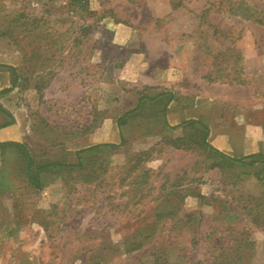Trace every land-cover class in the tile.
I'll use <instances>...</instances> for the list:
<instances>
[{"label":"rangeland","instance_id":"374dc122","mask_svg":"<svg viewBox=\"0 0 264 264\" xmlns=\"http://www.w3.org/2000/svg\"><path fill=\"white\" fill-rule=\"evenodd\" d=\"M0 65L9 141L63 164L36 189L0 150V264H264L230 160L264 155V0H0Z\"/></svg>","mask_w":264,"mask_h":264},{"label":"trees","instance_id":"16d2710c","mask_svg":"<svg viewBox=\"0 0 264 264\" xmlns=\"http://www.w3.org/2000/svg\"><path fill=\"white\" fill-rule=\"evenodd\" d=\"M0 68L2 69H6V70H10L13 73L16 71V68L11 66V65H0ZM17 86V78H14L10 87H8L7 89H3L2 91H0L1 93H6V92H10L12 91L15 87ZM158 98V96L156 97ZM142 100V99H141ZM0 112L4 113L5 115H7L10 118L9 122H6L4 124V126H7L8 124L13 123V118L12 116L5 111L2 107H0ZM122 120V118H120V121ZM190 124H198L199 126H201L204 130H205V135L203 137V144L206 148H211L210 144L207 143L206 139H207V128L202 125V123H200V121H190ZM3 126V127H4ZM100 146H109V145H95L90 147L87 150L84 151H77L75 153L76 156V161L75 163H71L69 165H65V167H70V168H76L82 165L83 162V154H88L89 152L93 151L95 148L100 147ZM10 147V148H15L18 153H21V156L24 158L25 160V166H24V172H25V176L27 178V180L29 181V183L31 184V186H33L36 189H40L43 187V182H42V175L44 173L47 172V170H49L51 167L54 166H63V164L60 163H46V164H38L34 161L33 157L30 155V153L27 151V149L25 148V146L22 143H18V142H14V141H6V142H0V150L2 153V156L5 157L4 155L6 154V149ZM214 152H216L219 155L225 156L224 154L220 153L219 151L212 149ZM262 158L264 157V155L262 154H254V155H250L247 157H243V158H238V159H231L235 162H240V163H245L247 165H257V164H262V168L264 170V161L263 160H259L257 158ZM5 159V158H4ZM162 249V248H160ZM158 249V251H156L158 254L154 255L155 258L152 261V264H172L170 262V260L166 257H163L161 254L163 250Z\"/></svg>","mask_w":264,"mask_h":264},{"label":"crops","instance_id":"0c3cea01","mask_svg":"<svg viewBox=\"0 0 264 264\" xmlns=\"http://www.w3.org/2000/svg\"><path fill=\"white\" fill-rule=\"evenodd\" d=\"M9 87H10V86H9ZM10 112H11L10 114H11L12 116L16 117V116H15V113H14L13 111H10ZM3 129H4V130H1V129H0V142H6V141H9V140H18V138H14V137H11V136L7 137L8 132H10V130L13 129L12 125L4 126ZM217 148H218V147H217ZM218 149H219V148H218ZM262 151H263V150H262ZM256 153H260V149H256V150L252 151L251 154H256ZM75 158H76V156H75Z\"/></svg>","mask_w":264,"mask_h":264}]
</instances>
